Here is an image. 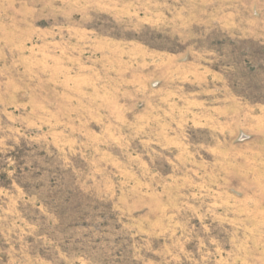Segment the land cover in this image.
Listing matches in <instances>:
<instances>
[{
	"label": "rangeland",
	"instance_id": "rangeland-1",
	"mask_svg": "<svg viewBox=\"0 0 264 264\" xmlns=\"http://www.w3.org/2000/svg\"><path fill=\"white\" fill-rule=\"evenodd\" d=\"M0 264H264V0H0Z\"/></svg>",
	"mask_w": 264,
	"mask_h": 264
}]
</instances>
